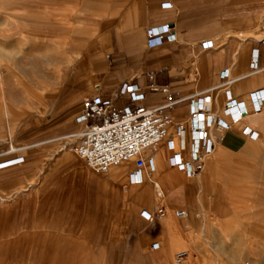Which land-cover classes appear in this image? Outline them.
<instances>
[{
  "label": "crops",
  "instance_id": "1",
  "mask_svg": "<svg viewBox=\"0 0 264 264\" xmlns=\"http://www.w3.org/2000/svg\"><path fill=\"white\" fill-rule=\"evenodd\" d=\"M86 1L81 22L94 26L88 17H102L101 28L94 31L100 35L73 41L80 49L75 51L77 62L65 69L66 80L47 104L42 129L24 128L15 149L11 144L5 150L7 144L0 142V163L23 158L0 169V242L30 234L76 238L106 249L108 264H211L208 258L236 257L239 254L223 241L234 240L231 230L245 225L235 210L246 207L245 197L257 182L250 166L260 160L255 150L264 138V111L245 116L227 131L213 130L214 150L195 178L170 168V154L163 147L149 153L155 157L166 215L147 230L140 228L133 211L135 206L150 212L157 208V190L147 172L138 185L129 183L126 169L98 175L83 166L74 150L61 145L65 139H78L91 124L77 119L84 101L96 94L117 108L133 107L127 98H113L125 82L142 89L141 104L148 108L168 97L213 89L211 108L221 114V73L229 70L233 83L228 90L247 104L250 93L264 89V69L250 73L254 49L264 66V0ZM165 2L172 8L163 9ZM163 25L173 28L176 41L148 48L147 30ZM204 42H210V48H203ZM187 114L186 103L171 111L176 121ZM244 127L255 136L243 135ZM179 210L188 216L175 217ZM249 232L250 240L264 247V227ZM155 243L157 250L152 249ZM49 249L43 248L46 264L53 256L64 257Z\"/></svg>",
  "mask_w": 264,
  "mask_h": 264
},
{
  "label": "rangeland",
  "instance_id": "2",
  "mask_svg": "<svg viewBox=\"0 0 264 264\" xmlns=\"http://www.w3.org/2000/svg\"><path fill=\"white\" fill-rule=\"evenodd\" d=\"M86 3V0H0V142L7 144L5 150L11 144L16 148L17 141L25 136L24 128L33 132L42 129L47 104L66 80L65 69L77 62L75 51L80 49L73 47V41L82 35H100L94 31L101 28L102 17L95 13L88 17L94 26L81 22ZM86 29L88 33L80 32ZM261 141L255 150L260 160L251 162L250 166L257 174L256 185L245 197L246 207L235 210L245 225L239 224L231 230L234 240L223 241V245L227 244L239 255L208 258L211 264H264V247L249 238L250 229L264 227V138ZM77 142L78 139H65L61 148L74 150ZM124 165L129 175L134 164ZM156 193L155 203L159 205L162 200ZM142 209L135 206L133 211L140 228L147 230L151 224L141 219ZM44 247L50 248L52 254L64 256L51 257V264H108L109 261L103 247L60 235L30 234L0 242V252L4 253L0 254V264H46Z\"/></svg>",
  "mask_w": 264,
  "mask_h": 264
},
{
  "label": "built area",
  "instance_id": "3",
  "mask_svg": "<svg viewBox=\"0 0 264 264\" xmlns=\"http://www.w3.org/2000/svg\"><path fill=\"white\" fill-rule=\"evenodd\" d=\"M165 4L171 7H165ZM171 2L162 4L163 9L172 8ZM264 32V22H263ZM147 47L157 48L165 42L176 41L175 33L170 25L149 28ZM210 42H204L203 48H210ZM264 69L261 64L260 51L254 49L250 61V73ZM229 70L221 73L224 88L225 106L221 114L212 111L211 92L209 89L180 98L168 97L166 102L156 108H148L141 104L145 100L142 89L128 82L122 83L113 93L114 99L127 98L134 106L117 108L96 94L84 101V109L78 121L91 124L78 136L74 151L87 168L98 175H107L113 168L121 164L133 162L134 168L129 173V183L142 184L146 172L155 190L159 188L156 174V161L149 153L163 147L169 154V166L179 170L189 179L197 177L203 170L205 160L214 150L212 131L224 132L241 124L245 116L260 114L264 111V89L254 91L248 96V103L234 99L228 86L233 83L229 78ZM166 92V90H163ZM186 103L187 118L176 121L171 111ZM242 134L255 136L249 127L242 128ZM23 158H14L0 163V169L22 163ZM155 182V183H154ZM161 204L155 211H140L143 221L151 224L156 218L166 215L161 195ZM177 218H186L184 210L174 212ZM157 243L152 245L157 250ZM184 257V256H183ZM250 264V263H246Z\"/></svg>",
  "mask_w": 264,
  "mask_h": 264
},
{
  "label": "bare ground",
  "instance_id": "4",
  "mask_svg": "<svg viewBox=\"0 0 264 264\" xmlns=\"http://www.w3.org/2000/svg\"><path fill=\"white\" fill-rule=\"evenodd\" d=\"M36 70V69H35ZM39 70V69H38ZM8 80V79H7ZM2 82H3V80H2ZM3 86V85H2ZM126 164H128V163H126ZM126 165H124V164H121L120 166H118V167H115V168H122V169H126ZM113 170V169H112ZM111 170V171H112ZM121 170V169H120ZM128 170V169H127ZM122 172H123V170H122ZM128 172V171H127ZM118 173H121V172H119L118 171ZM126 173V172H125ZM125 173H123V175L125 174ZM118 175V174H117ZM158 196L157 197H159L160 199H162L161 198V195H162V192L159 190V189H157V193H156ZM161 218V217H160ZM233 262H235V261H233Z\"/></svg>",
  "mask_w": 264,
  "mask_h": 264
},
{
  "label": "snow or ice",
  "instance_id": "5",
  "mask_svg": "<svg viewBox=\"0 0 264 264\" xmlns=\"http://www.w3.org/2000/svg\"><path fill=\"white\" fill-rule=\"evenodd\" d=\"M164 6H165V7H171V5H169V4H165Z\"/></svg>",
  "mask_w": 264,
  "mask_h": 264
}]
</instances>
